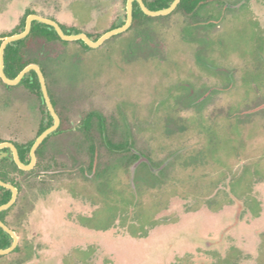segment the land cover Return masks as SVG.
Returning a JSON list of instances; mask_svg holds the SVG:
<instances>
[{
  "label": "rangeland",
  "instance_id": "rangeland-1",
  "mask_svg": "<svg viewBox=\"0 0 264 264\" xmlns=\"http://www.w3.org/2000/svg\"><path fill=\"white\" fill-rule=\"evenodd\" d=\"M33 1L0 0V21L9 17L13 5ZM235 1L231 0L233 3L239 0ZM239 3L240 11L229 9L225 21L213 28L203 20L218 16L220 10L216 7L208 12L204 10L197 18L202 24L192 33L198 37L194 43L187 41L191 36L189 31L187 39L180 33L181 26L192 19L182 14L154 19L157 26L156 31L150 32V39L156 53L152 57L145 54L152 45L140 43L142 37L133 29L112 36L94 49L98 57L105 59L106 66L111 62L115 64L105 67L104 97L98 99L99 92H95L94 105H102L108 116L119 115L120 109L124 111L136 132L140 149H156L160 145L159 134L149 133L152 128L144 125L149 119L154 126L163 124L161 102L156 111L154 106L177 81L224 85V75L231 74V89L218 90L204 106L217 111L231 106L232 111L228 113L240 116L233 119L239 124H233L228 132L214 129L218 136L216 144L209 142L206 129L197 130L190 137L183 135L178 143L175 140L171 147L179 149L180 153L172 162L173 166L163 172L174 177L168 178L166 186L142 193L139 203L130 194L124 197L130 209L115 214L116 222H120L117 229H113L114 218L105 213V223H109L110 228L102 230L101 235L83 222L82 204L69 195L64 185L69 173L64 169L66 158H60L59 165L49 166L50 172H43L40 178L44 185L41 186L38 178L31 177L30 186H26H29L34 209L23 219L22 225L27 241L38 244L36 250L40 252L41 264H264V110L246 115L235 113L264 102V65L257 68L252 59L255 56L252 51H259L264 60V31L259 35L253 30L257 25L264 27V0ZM107 7L109 5L105 9ZM115 7L114 18L125 16L124 0H117ZM77 13L75 18L81 21L84 18L82 7ZM63 18L75 24L71 12ZM108 28L109 19L105 18L100 29ZM0 29H5L1 23ZM208 37L210 44L217 42L216 47L213 46L215 53L208 54L207 59L228 69L212 71L218 73L214 80L206 74L199 75L194 68V49L200 44L209 45ZM161 42L166 47L164 52L163 47H155ZM81 72L77 70L75 78L81 76ZM61 73L60 77L68 76V70ZM27 89L20 84L12 87L11 93L21 95ZM100 99L104 100L103 104H97ZM137 122L144 124L141 131L135 125ZM24 133L25 129L15 118L6 127L0 124V136L5 139L26 141L28 135ZM148 135H152V143ZM104 156L107 159L108 155ZM132 174L128 166L127 177ZM9 218H13V212ZM80 235L86 239L80 240ZM80 250L89 254L87 260L73 255Z\"/></svg>",
  "mask_w": 264,
  "mask_h": 264
},
{
  "label": "flooded vegetation",
  "instance_id": "flooded-vegetation-1",
  "mask_svg": "<svg viewBox=\"0 0 264 264\" xmlns=\"http://www.w3.org/2000/svg\"><path fill=\"white\" fill-rule=\"evenodd\" d=\"M143 1L145 2V0ZM240 1L241 0L233 3L231 0H227V2H229L227 4L230 5V9L234 8L236 11H240ZM33 2L26 5L18 2L16 5L12 6L13 11L9 13V17H7V19H1L0 23L3 27H5V29H0V47L5 38L19 34L26 29L27 20L31 15H38L57 22L66 34L85 33L94 41L98 40L106 32L114 28L124 26L128 21V0H124L126 6L125 16L117 15L116 18H114V13L117 8L115 7L117 0H112L111 3L109 0H107V3H105L104 0H41L40 2L35 0ZM135 2L138 1L135 0L133 2L132 22L124 31L130 30L133 25ZM106 5H109V8L107 7V9H105ZM80 7H82L84 11V18L81 21H78L75 17L78 16L77 11ZM215 7L220 10L217 8V5ZM18 12L21 13L16 18ZM68 12H71L75 24H71L63 18V16L66 13L68 14ZM227 12L223 19L218 23H216V20L219 15H221L220 13L218 16L212 15L207 17L206 20L210 18L211 21H214V23L208 24V26L213 28V26L215 27L225 21L227 18ZM232 14L235 13H231L230 15ZM255 17L256 15H254V18ZM105 18L109 19V28L102 31V29H100V25L104 22ZM203 21L205 22V20ZM36 22L46 24L47 26L45 27L48 29L53 28L60 36L57 29L52 24L38 19H33L30 32L27 36L21 39H24L31 34L32 27ZM188 26V22H185L184 25L181 26L180 33L183 38L186 36L187 31L190 32L189 35L194 32V29L188 28ZM253 30L261 35L263 34L262 31H264V27L257 25L255 28L253 27ZM52 33V31L42 32V34L48 35H51ZM60 38L61 40L53 38L41 39L38 41L29 39L25 47L12 51V55L16 56L15 62L10 63L12 67L20 68L24 63L21 67L22 71L27 66L35 64L42 70L51 102L60 118L57 128L51 131L38 146L36 150L35 166L26 171L35 169L37 173H35L32 177L36 179L38 178V180H40L38 182L42 183L43 179L40 177L43 176V172H50L51 169H49V166L59 165V159L66 158V166L64 169L70 174L68 173L67 180L64 181V185L67 187L69 195H71L75 201H79L82 204L81 213L83 217H85L83 222H85V224L90 226L93 230L98 231L99 235H101L102 230L110 228L109 223H105V213L110 214L111 217L114 218V221L112 222L113 229H117L120 222H116L117 218H115V214H118L120 211L125 213L126 210L130 209L129 207L131 205L124 202V197H127L130 194L134 201L139 203V200L142 199H140V197L143 196L142 193L161 188L163 185L166 186L169 181L168 178L174 177L172 175L169 177L167 174H163V172L167 167L172 165V162L180 153L179 149L171 147V144H174L175 141L173 130L177 131L176 143H178L181 140V136H183V134L177 130L180 125H176V122L178 124L183 123L185 117L193 119L194 126L192 128L194 129L195 134L197 130H208L207 133L209 142L212 144H214L218 139L214 129H224L221 132L229 131L231 126H233L234 117L232 113H228L232 111L230 109L231 106L227 108L225 105L226 108L221 111H217L215 108L211 110L205 109L206 106L204 105L208 100H210L211 96H214L217 93L218 90L219 92L229 91L231 89V80L233 78L231 74H225L224 85H217L216 83L211 84V82L203 83V81H200L202 82L201 84H197L195 82L192 83L191 80L190 82L188 80L177 81L170 85L168 87V91L165 94H162L161 98L158 100L161 102H159L160 105H162L161 114L164 118L163 124L161 122L160 125L158 123L154 126L150 119L145 122V125L140 122H137V124L135 123V125L138 126L139 131H141L140 128H143L144 125L147 129L152 128L149 130V133L152 131V133H155L156 135L159 134L158 139L160 140V145L156 148L157 151L152 147L144 150L137 146L136 132L133 131L132 123L128 121L124 111L122 112L120 109L119 115L108 116L104 112L102 105H94L93 95L95 92H99L98 99H103L104 97L106 81L104 80L103 82V74L105 72V67L115 66L113 62H111V64L108 63L106 66L105 59L100 56L98 57L94 49L100 48L109 38L98 47L90 46L84 39H64L61 36ZM21 39L12 41L9 44H13ZM207 40H209V45L197 46L194 49V63L196 67H193L197 72H199V75L206 74L209 78H213L214 80L218 73H213L212 71L227 69V67L223 68L221 67V64H214L207 59L210 58L207 57L208 54L212 55L215 53V48H213V46H215L217 42L214 41L210 44L209 37ZM187 41L189 40L187 39ZM165 48V46L162 48V52L165 51ZM252 52L255 55L252 59L258 66L257 68L262 67L264 65V60L261 58V53L259 51L258 53L254 51ZM146 53V55L152 57V54L155 53L153 47H148ZM5 54L6 49L4 52V68L6 65ZM132 56H129V58H133ZM62 70H68V76L66 78L60 77L61 74H63L61 73ZM77 70L82 72L80 73L81 76L75 78L74 74ZM31 71L36 72L35 69H31L18 84L6 83L0 76V124L2 127H6L9 121L15 118L18 120L20 126L25 129L24 134L28 135V139L26 141H19L11 137L5 139L0 136V143H13L16 146L21 159L20 152L27 155L25 149L27 145L33 141L30 146L29 160L24 162L21 159L26 164L31 162V148L33 144L37 141L40 135L56 124V119L42 90L38 73L36 72L40 83V90L35 92L30 84L23 82ZM1 80L8 86L3 84ZM20 84L27 86L28 89L26 92L21 95L12 94L11 88ZM186 97L193 99L192 106H186L183 103ZM101 99L100 101L98 100L99 103L97 101V104H101V102L103 104L104 100L101 101ZM119 108H122V106H119ZM235 112L239 111L237 110ZM151 114L154 115L152 110ZM151 117L152 116L150 115V118ZM135 119H137L136 116ZM106 131L113 133V138L118 142L120 139H123L121 138L122 134L129 135V138L132 141V143H130L131 149L134 153L139 154V157L129 162L127 159L123 160L121 155L116 154V152H112L111 154L105 145L104 134ZM213 133L215 134L213 135ZM148 138L149 142L152 143V135ZM221 139H223V136ZM153 150L155 152V163L161 164L159 167H153L152 160L148 156V154L153 152ZM173 150H176V152L171 156H168V153ZM105 154L108 155L107 159H105ZM2 158H12L15 161L14 152L10 146L0 148V159ZM110 160H113L114 163L116 162L115 165H118V168L113 169V171L109 174H105L103 172L105 163ZM143 162H147L150 169L148 168V170L147 168H144L143 171L140 170L138 172V167L142 165ZM128 166H131L133 171L132 177L130 178L127 177ZM150 170L154 171L156 174L150 173ZM149 177L151 178L148 179ZM27 184L29 185V180L23 184V187L25 191H27L31 200V193L28 191L30 185L27 187ZM42 185H44V183H42L41 186ZM19 193L20 190L18 188V196ZM31 204V209L25 207V209L27 208V214L25 216L19 218L17 208V211H13V218L10 219V215L8 217L9 220H15V222L21 219L18 231L0 219L11 229L16 231L19 237L16 248L21 244L20 251L18 252H15V248L7 254H0L3 255V257L0 258V264H25L27 261L32 259H34V261L31 264H41L40 252L39 250H36L38 244H33L32 241H27L26 234L23 232L25 229L24 224L22 225V223H24L23 219H25V217H27V215L34 209V203H32V201ZM85 239L86 238L83 235H80V240ZM73 255H78L79 260L82 261L87 260L89 257L86 250H80L79 253L74 252ZM10 256L11 258H8Z\"/></svg>",
  "mask_w": 264,
  "mask_h": 264
},
{
  "label": "trees",
  "instance_id": "trees-1",
  "mask_svg": "<svg viewBox=\"0 0 264 264\" xmlns=\"http://www.w3.org/2000/svg\"><path fill=\"white\" fill-rule=\"evenodd\" d=\"M145 2L149 8L157 10V9H162V8L168 7L173 2V0H145ZM227 3H229V2H227V0H180V2L178 3V5L174 9V11L172 13H170L169 15H164V16L169 17V16H173V15H177V14L185 15V17L192 19L191 22H188V24H189L188 28L196 29V28H198V26H200L199 24H201V21H199L197 19L199 17V15H201L202 12H204V10H206L208 12V10H211V8L215 7L216 5H217V8L220 9V14H221L217 18L216 23L221 21L223 19L224 15L226 14V12L231 8L230 5ZM160 16H163V15H160ZM160 16H150V15L146 14L141 9L138 2H135V4H134V20H133V25H132L131 29L139 31L140 38L142 37L140 39V43H145V44L150 43L152 45V47H154V43L150 39L151 38L150 32L155 30L154 27L157 26L156 25L157 23L154 22V19H156ZM205 22L208 24L214 23V21H211L210 18L205 20ZM45 26H47V25L40 23V22H36L33 25L31 34L28 37L21 39L19 41H16L13 44H9L7 46L6 54H5L6 65L4 68L7 76L13 78V77L17 76L18 73L21 71V69H22L21 67L24 65V63L22 64V66L20 68H14L10 65L11 62H15V58H16V56L12 55V51H15L16 49L25 47L27 45V41L29 39H33L35 41H38L41 39H53V38L61 40L60 36L56 33V31L53 28L48 29ZM44 31H52L53 33L51 35L42 34V32H44ZM197 39H198L197 36H195L194 34H191L190 39H188V40L190 42L194 43L195 41H197ZM206 44H200V46H204ZM158 45L159 46H155V47H158V49H161L162 47H164V46H162L163 45L162 42L160 44L158 43ZM134 51L136 52V50H134ZM146 52H147V50H146ZM146 52H145V54H147ZM137 55H138V53H137ZM23 82L30 84L32 89L35 92L37 90H40V83H39L38 76H37L35 71H31V73H29V75L26 76V78L23 80ZM2 83L5 84L3 81H2ZM5 85H7V84H5ZM231 87H232V85H231ZM221 88H224V87H221ZM159 102L160 101H158L157 103H159ZM157 103L154 106L155 111L157 109L156 108ZM183 103L186 106H188V105L192 106L193 105V99L186 97L184 99ZM262 110H264V102L258 103L256 105H254L253 107L248 108L247 110H241L239 112L243 113V115H246L249 113L253 114V113H256V112H259ZM235 113H237V112H235ZM241 113H239V114L242 115ZM239 117L240 116H238L237 118H239ZM235 118L236 117H234L233 119H235ZM235 121H237V120H235ZM233 124L237 125V124H239V122L233 121ZM176 125H180L177 128V130L180 131L181 134H183L184 136L190 137V136L195 135V131L192 128L194 126L193 125V119L185 117L183 123L178 124L176 122ZM173 134L175 136L174 139L177 140V131L173 130ZM104 135H105L104 136L105 137V145L107 146V148L109 149V152H111V154H112V152H116V154L121 155V158H123V160L127 159L129 162H131V161H133L139 157V154L134 153L131 149L130 143H132V141L129 138V135H123L122 134L121 138H123V139H120L119 142L113 138V135H114L113 133H109L108 131H106V133ZM115 137H116V135H115ZM32 142L33 141H31L25 149L26 150L25 152L27 155H24L23 152H20L21 159L24 162L29 160V157H30L29 151H30V146H31ZM156 151H157V149H156ZM175 152H176V150L171 151L170 153H168V156H171ZM154 155H155L154 150H153V152L148 154L149 158L152 160V166L153 167H159L161 164L155 163ZM115 164H116V162L114 163L113 160L106 162L104 169H103V172L105 174L111 173L113 171V169L118 168V165H115ZM144 168H147V169L149 168V164L147 162H143L142 165H140L138 167V172L140 170L143 171ZM149 172L152 174H156L154 171H151V170ZM35 173H37V171L35 169H33L31 171H26V170L21 169L12 158L0 159V178L7 181V182L13 183L20 190L18 199L15 202V204L12 207H10L9 209H6V210L0 212V219H2L5 223H7L10 227L14 228L17 231L19 228V224H21V219H19V221L15 222V220H9L8 217H9L11 212L17 211V208H18V215H19V218H21L22 216H25L27 214L26 213L27 208L28 209L32 208L31 207L32 206L31 200L27 194V191H25L23 184L26 183L27 180L30 181L31 180L30 178ZM160 173H161V171H160ZM11 196H12V190L0 185V205L8 202L11 199ZM25 207H27V208L25 209ZM12 241H13V238L11 237V235L7 231H5V229L0 227V247H2V248L9 247L12 244ZM20 248H21V244L16 248L15 252L20 251ZM1 257H3V255H0V258Z\"/></svg>",
  "mask_w": 264,
  "mask_h": 264
},
{
  "label": "water",
  "instance_id": "water-1",
  "mask_svg": "<svg viewBox=\"0 0 264 264\" xmlns=\"http://www.w3.org/2000/svg\"><path fill=\"white\" fill-rule=\"evenodd\" d=\"M134 1L135 0H128V21H127V23L124 26H120L118 28H114V29L106 32L105 34H103L96 41L92 40L85 33L66 34L64 32V30L61 28V26L57 22H55V21H53L51 19H48V18H44V17L38 16V15L29 16V18L27 20L26 29L23 32H21L19 34H16V35L9 36V37L4 39V41L2 42L1 47H0V76L3 78V80L6 83L18 84L23 79V77L26 75L27 72H29L31 69H35L36 72L39 75V78H40V81H41V85H42V90L44 92V95L46 97L48 105H49V107H50V109H51V111H52V113H53V115H54V117L56 119V124L53 127L47 129L42 135H40V137L37 139V141L33 144L32 148H31V157H32V159H31V162L29 164L24 163L20 159V156L18 154V150H17L16 146L13 143H10V142L0 143V148L5 147V146H10L13 149L15 161L19 165L20 168L25 169V170H30V169H32L35 166V163H36V150H37L38 146L40 145V143L43 141V139L51 131H53L54 129L57 128V126H58V124L60 122V118H59L58 114L56 113L55 108H54V106H53V104L51 102L44 74H43L42 70L39 68L38 65L32 64V65L27 66L15 78H9L6 75L5 70H4V52H5V49H6L7 45L10 42H12V41H15V40H18V39H21V38L27 36V34L31 30L32 20L33 19H38L40 21H43V22H46V23H50L53 26H55V28L57 29V31L60 34V36L62 38H64V39H84L90 46L98 47L106 39H108L112 35L120 33V32L126 30L129 27V25L131 24L132 19H133V2ZM136 1L139 2V4H140L141 8L143 9V11L146 14L151 15V16L169 14L177 7L178 3L180 2V0H174L173 3L169 7H166V8H163V9H158V10H153V9H150L145 4V2L143 0H136ZM0 185L4 186V187H7V188H10L12 190L11 199L7 203H4V204L0 205V211H2V210H5V209H8L9 207H11L14 204V202L16 201L17 196H18V188L14 184L6 182V181H4L2 179H0ZM0 226L3 227L6 231H8L12 235V237L14 239L13 244L10 247H8V248H1L0 247V254H7V253L11 252L12 250H14L16 248V246L18 245L19 237H18L16 231L11 229L8 225H6L1 220H0Z\"/></svg>",
  "mask_w": 264,
  "mask_h": 264
}]
</instances>
